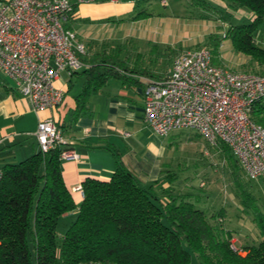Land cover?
<instances>
[{"label": "trees", "instance_id": "1", "mask_svg": "<svg viewBox=\"0 0 264 264\" xmlns=\"http://www.w3.org/2000/svg\"><path fill=\"white\" fill-rule=\"evenodd\" d=\"M190 2L216 10L223 18L230 13L210 0ZM223 2L234 10L252 12L251 22L230 23L224 37L230 36L238 50L264 65V46L255 41L264 24V0ZM121 49L96 56L93 65L83 70L87 79L94 71H101L96 77H125L121 70L146 73L121 59ZM88 89L86 84L81 96ZM251 118L264 126V97L253 104ZM220 143L232 158L230 147ZM113 150L115 172L109 180L87 178L79 204L63 179L61 146L2 167L0 264H191L192 253L202 264H264V211L236 171V195L252 213L260 237L242 247H235L233 233L219 223L225 208L210 214L198 207L191 192L175 189L170 170L151 184H142ZM234 160L237 169L241 165L238 158ZM73 211L74 218L60 233L61 216Z\"/></svg>", "mask_w": 264, "mask_h": 264}, {"label": "built area", "instance_id": "2", "mask_svg": "<svg viewBox=\"0 0 264 264\" xmlns=\"http://www.w3.org/2000/svg\"><path fill=\"white\" fill-rule=\"evenodd\" d=\"M75 11L72 0L0 3V72L37 110L61 104L65 92L56 79L85 66L86 45L68 25ZM263 97L264 73L218 64L213 50L203 45L176 56L163 77L148 82L144 120L159 136L192 129L212 144L225 143L246 175L258 179L264 177V126L251 118V110ZM35 135L41 151L61 146L62 161L79 159L54 119H41ZM3 141L0 135V147ZM2 174L0 167V184ZM73 189L83 191V185Z\"/></svg>", "mask_w": 264, "mask_h": 264}, {"label": "crops", "instance_id": "3", "mask_svg": "<svg viewBox=\"0 0 264 264\" xmlns=\"http://www.w3.org/2000/svg\"><path fill=\"white\" fill-rule=\"evenodd\" d=\"M4 1L0 0V3ZM72 1L76 11L68 25L77 32L80 40L86 41L88 49L86 47L85 66L82 69L72 76L62 72L55 81V85L65 92L61 104L50 109H35L29 97L16 91L13 80L0 72V135L4 137L0 147V167L24 160L39 151L35 135L39 121L52 118L58 123L67 145L79 154L78 160L62 161L63 179L79 204L83 191L74 190V186L83 185L87 178L109 180L115 172L117 162L113 149L120 153L123 164L133 171L142 184L149 185L163 177L165 163L162 153L148 139L153 129L144 120V89L150 80L163 77L165 73L144 64L141 54L130 65L122 58L121 49V59L131 67L141 66L140 70L149 74L121 70L125 77L110 74L96 77L101 71L97 74L94 71L87 79L88 73L83 70L93 65L95 57L102 53H114L120 46L112 50L91 48L103 43L102 37H98L101 29L106 25L113 26L124 16L133 13L139 0ZM259 38L258 34L256 41L259 42ZM86 84L89 89L85 96H81ZM75 212L61 216L60 233H64Z\"/></svg>", "mask_w": 264, "mask_h": 264}, {"label": "rangeland", "instance_id": "4", "mask_svg": "<svg viewBox=\"0 0 264 264\" xmlns=\"http://www.w3.org/2000/svg\"><path fill=\"white\" fill-rule=\"evenodd\" d=\"M210 1L226 8L231 16L223 18L220 12L198 8L190 0H139L133 13L101 29V35H97L102 37L103 43L91 48L112 50L120 45L121 56L130 65L141 54L144 64L166 74L176 56L187 49L207 45L218 64L236 71L264 73V65L238 50L230 36L224 37L230 23L251 22L252 12L246 8H243L245 12L234 10L223 0ZM139 12L145 15H137ZM258 34L260 41L256 38L255 41L264 46V24L259 27ZM85 45L88 49L87 43ZM148 139L161 151L165 170H170L174 179L172 185L178 192H191L197 206L210 214L225 208L226 214L218 218L219 223L233 233L231 242L235 247L255 242L259 230L252 213L245 210L236 195L234 171L241 176L263 211L264 177L249 179L241 166L233 168L237 157L232 150L233 157L229 158L221 143L212 144L192 129H179L167 136H159L153 130ZM191 264H202L194 253Z\"/></svg>", "mask_w": 264, "mask_h": 264}]
</instances>
